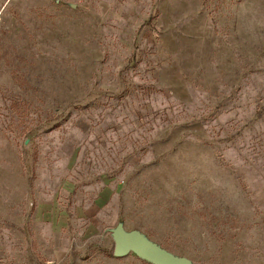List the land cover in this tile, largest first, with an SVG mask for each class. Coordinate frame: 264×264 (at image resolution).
<instances>
[{"label": "rangeland", "instance_id": "rangeland-1", "mask_svg": "<svg viewBox=\"0 0 264 264\" xmlns=\"http://www.w3.org/2000/svg\"><path fill=\"white\" fill-rule=\"evenodd\" d=\"M264 264V0H0V264Z\"/></svg>", "mask_w": 264, "mask_h": 264}, {"label": "water", "instance_id": "water-1", "mask_svg": "<svg viewBox=\"0 0 264 264\" xmlns=\"http://www.w3.org/2000/svg\"><path fill=\"white\" fill-rule=\"evenodd\" d=\"M113 256L124 257L132 253L151 264H185L186 260L176 256L147 239L140 231H127L118 224L112 234Z\"/></svg>", "mask_w": 264, "mask_h": 264}]
</instances>
